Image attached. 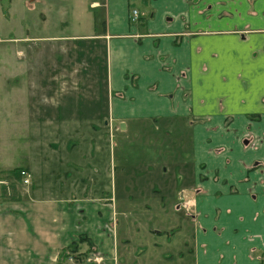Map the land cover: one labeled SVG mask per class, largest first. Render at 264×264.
Segmentation results:
<instances>
[{"label": "crops", "instance_id": "crops-1", "mask_svg": "<svg viewBox=\"0 0 264 264\" xmlns=\"http://www.w3.org/2000/svg\"><path fill=\"white\" fill-rule=\"evenodd\" d=\"M19 1L23 4L21 10L18 5L17 19L8 16L17 9L14 0L0 2V20L21 28L22 10L28 7L27 0ZM97 4L93 10L104 12L99 37L105 44L107 88L116 93L109 100L111 125L117 121L115 129L124 130L130 121L154 124L163 119L181 123L185 134L190 117L201 120L191 129L192 184L197 190L182 204L193 209L171 211L161 203L171 200L163 194L153 204L146 201L156 210L137 202L135 208L119 209L114 196L100 195L107 189L92 192L89 181L88 190L80 182L78 195L72 190L61 194L60 184L44 189L33 168V188L18 199L0 202V264H73L61 252L82 236L87 240L80 246L91 243L96 257L113 264L119 238L137 256L143 249H157L164 240L172 243L179 234L188 252L191 247L195 264H260L264 0H100ZM131 8L139 9L142 16L150 13L144 25L130 26ZM91 17L97 26L95 15L88 11L86 20ZM78 22L80 31L90 25V21ZM64 170L69 173L70 167L65 165ZM78 172L79 177L86 174ZM118 215L125 219L121 226L115 220ZM152 217L158 219L154 226ZM161 221L166 225L160 228ZM141 230L147 239H154L144 244ZM171 252L170 246L162 254Z\"/></svg>", "mask_w": 264, "mask_h": 264}, {"label": "rangeland", "instance_id": "rangeland-1", "mask_svg": "<svg viewBox=\"0 0 264 264\" xmlns=\"http://www.w3.org/2000/svg\"><path fill=\"white\" fill-rule=\"evenodd\" d=\"M99 1L27 0L21 28L0 20V202L18 199L36 180L44 189L60 184L64 186L59 188L61 194L72 190L77 195L80 182L88 190L89 181L92 192L98 187L107 189L100 195L114 196L119 209L135 208L136 202L152 208L146 201L153 204L163 194L171 200H159V205L174 212H191L193 206L182 204L197 190L192 184L191 129L201 120L190 117L185 134L181 123L163 119L154 124L130 121L124 130L115 129L117 121L111 125L109 100L116 93L107 88L105 44L99 37L104 12L93 10ZM14 2L17 9L20 3L21 10L23 3ZM17 9L8 16L17 19ZM138 10L130 9V26H142L149 19L150 13L142 16ZM88 11L95 15L97 26L92 17L86 20ZM78 19L90 25L80 31ZM20 29L24 31L18 34ZM84 170L88 176L79 177L78 171ZM22 171L30 174V183H24ZM115 220L119 226L125 222L121 215ZM157 220L149 219L152 226ZM165 225L159 223L160 228ZM139 237L144 244L154 239H147L142 230ZM77 242V251L66 248L61 256L68 255L73 264H109L106 258L88 261L96 257V251L91 243L80 246L82 241ZM119 242L113 264H195L193 251L184 248L180 234L172 243L164 240L156 244L157 249H143L137 256L120 238ZM170 246L171 254H162ZM259 257L264 264V253Z\"/></svg>", "mask_w": 264, "mask_h": 264}, {"label": "built area", "instance_id": "built-area-1", "mask_svg": "<svg viewBox=\"0 0 264 264\" xmlns=\"http://www.w3.org/2000/svg\"><path fill=\"white\" fill-rule=\"evenodd\" d=\"M22 176L24 177V183H29L30 182V174H28L26 171H22ZM92 259H94L95 261H100V258L99 257H95V258H91V257H89L87 260L88 261H91Z\"/></svg>", "mask_w": 264, "mask_h": 264}, {"label": "trees", "instance_id": "trees-1", "mask_svg": "<svg viewBox=\"0 0 264 264\" xmlns=\"http://www.w3.org/2000/svg\"><path fill=\"white\" fill-rule=\"evenodd\" d=\"M85 240H87V238L85 236L80 237V241H85ZM78 246H79L78 242H73L68 248L72 249V251H77Z\"/></svg>", "mask_w": 264, "mask_h": 264}, {"label": "water", "instance_id": "water-1", "mask_svg": "<svg viewBox=\"0 0 264 264\" xmlns=\"http://www.w3.org/2000/svg\"><path fill=\"white\" fill-rule=\"evenodd\" d=\"M121 128H123V129L125 128V124L124 123L121 124Z\"/></svg>", "mask_w": 264, "mask_h": 264}]
</instances>
